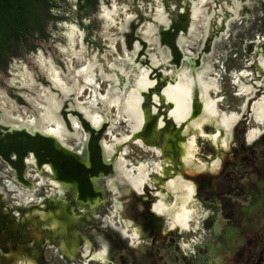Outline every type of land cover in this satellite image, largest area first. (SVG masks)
<instances>
[{
  "label": "flooded vegetation",
  "instance_id": "obj_1",
  "mask_svg": "<svg viewBox=\"0 0 264 264\" xmlns=\"http://www.w3.org/2000/svg\"><path fill=\"white\" fill-rule=\"evenodd\" d=\"M105 1L110 2V0ZM221 1L225 0H213L212 2L219 5ZM226 1L230 3L231 0ZM100 2L101 0L98 1L95 11L86 14V9L79 8L84 2L75 0L73 23L77 28V42L73 44L75 53L72 56V62H76L77 71L81 70L78 68L77 58L79 60L82 56H87L88 51L95 50L92 61L88 62L94 63L93 83L97 84V92L102 95L106 93L110 82L105 77L106 75L110 76L114 73L116 77L114 88L118 92L124 91L123 95H126L127 90L133 87L138 70L148 71V80L154 84L148 88L149 90L141 93L142 102L140 104L147 120L144 121L141 130L131 138L128 146L140 148L133 140L138 138L161 151L166 145V151L157 155L163 159L159 162L162 167V175L152 172L148 176L150 185L144 183L141 193L138 194L131 190L129 194L125 193L113 200L114 194L110 191L107 183L111 178H116L114 160L118 157L119 149L115 147L112 155L108 156L105 154V145L111 142V133L118 138L121 135H128V125L125 119H120L118 123L115 122V108L107 113L105 108L99 105L98 115L104 119L96 126L97 118L91 122L81 110L74 106V93L68 99L63 100L60 105L59 116L67 131L65 139L60 138L61 141L40 131L30 132L26 128L29 121L8 120L5 117H0V164L7 170L6 178L11 177V181L7 182L15 183L13 186L16 187L17 200L26 205L35 204L34 208L43 211L40 212L41 214L36 212V216L40 220H44L45 224L50 225H48L49 230L44 228L36 216H32L34 224L28 221L30 218L22 222L24 214L31 215L33 207L31 209L21 207L12 197L11 202L5 204V207L3 206L4 202L0 201V264H11L14 261L20 264L22 260H24L23 264H30V262L33 264H126L127 253L133 254V258L138 264L140 259H152L153 251L159 250L164 243V238L168 235H175L174 231L179 230L178 228H169L166 216L153 211L152 206L158 191L164 190V185L159 186L154 181L156 178L160 179L159 184H161L163 181L170 180L172 174L168 176L169 178L161 176L168 175V170L171 168L169 163H177L180 166L178 160L179 144L189 137L192 129L189 128L184 134L185 136L180 135L184 123L176 127L172 117L169 116L171 105L164 101L161 94L168 85H173L175 79L173 77L183 69L189 70L192 77H195L196 72L208 64L209 75L212 74L213 64L216 63L217 65H215L218 66L216 59L220 60L221 54L219 52L222 51V48L232 54L231 59L235 58L236 61H239L238 49L235 46H222L224 39L230 38L231 26L238 22L239 11L234 5L227 10L222 8L220 13L215 15L216 18H211L207 9L203 12L200 11L199 14L202 13L206 16L203 15L200 18L203 21L201 27L203 33L198 46L192 48L188 44L190 36L194 32L193 22L195 20L192 19L191 6L188 0L184 5L180 0L178 2L165 0L168 12H170L166 16V24L156 21V15L151 18L145 17L136 4L133 18L121 31L110 36L107 34L108 32L100 35L107 42L113 38L116 39L114 46L111 47V45L103 43L102 38L99 42L93 41L92 35L105 27H100L101 21L96 17ZM240 2L242 3L241 20L246 19L247 28L245 34L247 40L243 43H246V64L240 65V62L239 66L232 64L228 68L227 79L228 76L232 77V75L236 76V79H242V73L246 72L247 80L244 85L249 84L257 89L254 96L249 97L248 100L245 98L247 104L241 117L242 122H246L253 118L252 107L260 102L264 95L263 86L256 85V82L263 84L264 81V71L258 64L260 59L263 58L264 60V0H240ZM172 5L174 9L171 11ZM223 12L225 13L224 16ZM63 21L65 20L62 19L59 22ZM145 23L153 26L155 32L150 35L146 34L147 26L145 31L138 35V29L144 27ZM37 49L39 48L34 51ZM106 51L112 53L109 55L111 58L114 59L116 56L113 65L116 67L117 65H124L122 72L118 70L119 68L111 69L112 64L105 63ZM124 51L131 57L129 62L123 60ZM27 55L14 59L12 63L16 60H25ZM153 57L157 59V65L152 64ZM121 59L122 62L120 63ZM58 62L60 66L64 65V62L60 60ZM225 71H223L224 74ZM220 79L223 80L221 76ZM76 80L82 84L80 77ZM45 81L44 78L41 79L42 83H46ZM222 85H224L223 82ZM197 89V87L193 88L191 118H197L201 114V103ZM216 91L217 86L216 90L209 92V98L217 102V119H220L223 112L218 104L227 96L225 97L223 90L220 89L218 92L219 99L213 98L211 93ZM9 92L11 97L16 98L21 108H29L24 99L19 95H14V92L17 93L16 90ZM58 92L60 93V91ZM83 92L82 98L85 100L89 97L90 92L87 88ZM79 97L76 96V101L81 99ZM58 98H62L61 93ZM155 98L159 101H156ZM38 120V118L35 119V121ZM158 121L163 125L159 127L157 134H154ZM239 122L238 119L232 128H238ZM113 123H115V128L111 129ZM208 123L217 130L218 122L215 123L211 119L203 126H208ZM194 135L195 139H206L212 144H220L218 152H222L221 147L223 145L219 136V141L217 139L213 141L210 138L211 135H215V132L212 134L195 133ZM247 142L249 141L247 140ZM128 146L124 155V160L127 163L139 166L150 161H138V158H135L137 155L134 156L133 149L128 150ZM148 152L155 155L153 151L148 150ZM218 161L217 158L209 166L199 164L198 167H193L194 161L191 160L187 168L193 167V170L196 171L208 170L213 172L218 168ZM152 174L157 176L154 180L150 178ZM42 179L47 183L44 187L40 186ZM50 180L54 185L53 187L48 184ZM8 186L4 185L3 189L7 194L11 193ZM253 189L255 192L257 185ZM19 191L24 194V198L19 197ZM53 191L62 192V195H59L60 198L55 195V198L50 200L48 196L51 193L54 194ZM251 194L252 201L249 208L255 206L257 203L255 200L258 199L260 202L262 201L264 206L263 191L258 190L255 194L251 190ZM2 196L0 193V198ZM29 197L34 201H27L26 199ZM230 205L227 204L229 208ZM112 206L115 216L113 220L110 217ZM79 208L84 211L81 212ZM47 219L49 221H46ZM121 219L129 222L128 233L122 232ZM132 231H136V238L134 237L133 240L129 237ZM242 236L241 239L246 242V245L243 249L237 248L233 257V264H264V248L259 249L261 244L255 242V236L253 237L251 234H242ZM172 241L173 239H170V242ZM102 246L105 248V252L101 254L102 259L92 258V254L101 251ZM255 247L257 248L256 251L254 250ZM178 248L188 252L190 246L184 242L182 245H178Z\"/></svg>",
  "mask_w": 264,
  "mask_h": 264
},
{
  "label": "rangeland",
  "instance_id": "obj_2",
  "mask_svg": "<svg viewBox=\"0 0 264 264\" xmlns=\"http://www.w3.org/2000/svg\"><path fill=\"white\" fill-rule=\"evenodd\" d=\"M180 1L183 5L187 2V0ZM188 1L191 6V12L193 6L195 5V7L200 8L201 12L207 9L211 18H216L215 15L220 13L222 8L227 10L232 5H234V7L239 11L238 22H235L234 25L231 26L232 29L230 38L224 39L222 44L223 47L227 45L235 46L238 49L239 61H236L235 58L231 59L230 56H232V54L229 53L226 49L222 48V51L219 52V54H221L220 60L218 61V59H216L218 66H216V63V65L213 64L214 69L212 70V74L209 75V78L214 79L217 86V91L212 92L211 96L213 98H218V92L220 89L223 90V95H225V97L227 96V98L224 97L225 99L218 104L219 108L223 112L222 114L227 116L234 114L237 116L235 123L238 121V119L240 122L238 124V128H232L235 124L233 123V125L227 132H225V134H221V137L224 135V144H222L223 147H221V153L218 152V146H220V144H212L206 139H195V133L190 132L187 140L193 137L195 140V151L194 157L192 159L194 161L193 167H195V165L198 166L199 164L209 166L215 159L218 158V168L213 172H210L208 170L196 171L193 170V167L190 169L187 168L188 166L181 165V163L180 166L177 163H169V166L171 168L168 170V175H164L161 177L167 178L170 174H172L170 175V180L179 178L183 182H186L193 186L194 193L191 202L188 204V207L191 208L194 213L192 214V219L189 222V229L175 230V235L166 236L164 238V243L159 248V250L157 252L153 251L152 259H140L138 260V264H233V257L235 255V252L237 251V248L239 247L240 249H243L246 245V242L241 239L243 237L242 234H251L253 235V237L255 236V242L261 244V247H259V249L264 248L263 203H261L262 201L260 202L259 199L255 200L257 202L255 203V206H251V208H249L252 201L251 190H253V193L255 194H257L258 190H261V192L263 191L264 193V122L258 123L254 120V118L246 122H242V111L245 110L247 104L246 102L248 99L245 101V98L247 96L245 97L243 92L240 90L239 85L241 84V82H246V72L242 73L243 75L245 74L242 79H236V76L233 75L232 77L228 76L227 79L228 68L232 66V64L236 66H239V62L240 65L246 64V43H243L247 40L245 36L247 28L245 24L246 19L241 20L242 16H240L242 3L240 2V0H231L230 3L225 0L221 1L219 5L217 3H213V0ZM176 2H178V0H176ZM136 4L140 7L142 14H144V16L147 18L154 17L158 13L166 18V16H168V14L170 13L168 12V9L166 7L165 0H110L109 3H107L105 0H101L99 12L96 13V17L101 21L100 27H105L100 30L98 29L99 31L95 35H92L93 41L99 42L100 38H102L100 35L104 32H108L107 34L110 36L121 31V29L129 23L130 19L133 18L135 12L134 6H136ZM74 8L75 0H65V2L63 3L59 2L58 9L54 10L52 12V15L57 18L60 17L65 21H51V23H49L47 26L48 38L46 40L39 39L35 42L37 48L39 49H37L33 53L28 54L26 56V59L23 61H14L6 74L0 73V117H5L8 120L34 121L37 118L39 119V117L42 115V108H44L43 106H45L46 104V97L50 98V100L57 99L62 100L63 102V100L68 99L70 95L73 94L70 91V94H68V96L64 99L58 98L60 93L61 95H63V93L60 91V89L56 88L55 85H53V81H57L56 79L58 78L61 80V82L63 81L70 88L75 85V83L79 84L78 80H76L78 79V77H80L82 80L81 76H77L78 69H76V62H72V56H74L75 53L73 44L77 42V28L73 23V19L75 18V15L73 13ZM172 9H174L173 5L171 6L170 10L172 11ZM222 14L223 16L225 15L224 12ZM197 15L198 16L193 19L195 20L193 22L194 32L190 36V41L188 44L192 48H196L198 46L199 39L203 33L201 28L203 26V21L200 18H202L203 15L205 16V14L200 13ZM101 18L104 20H102ZM206 20L208 21V18H206ZM147 26V30L149 31L148 35L155 32V29L153 30L150 24L145 23L144 27L138 29V35H141L142 32L145 31ZM115 41V38L111 39L108 42L103 40L102 38V42L111 45V47L114 46ZM94 52L95 50L92 49L91 52L88 51L87 56H82L81 58H79V60L77 58L79 69H82L84 66H86L87 63H91L88 61H92ZM106 53L105 63H109V65H111L112 63H114V59L116 58V56L113 59L109 56L112 55V53H110L109 51H106ZM58 60L64 62V65L60 66ZM92 64V66L94 67V63ZM223 71H225L226 73L224 74ZM140 72L145 71L140 70ZM108 76L109 75H106L105 77L107 78ZM220 76L223 79L222 81L220 79ZM43 78L46 80V83L41 82V79ZM222 82L224 83V85H222ZM110 83L111 82H109V84ZM110 85H108V87ZM256 85L263 86L264 88V81L263 84L256 82ZM10 90H16L17 93L14 92V95H19L22 99H24L27 102L29 108H21L16 98L10 96ZM94 90L95 91L93 92V95L99 93L97 92V89ZM213 90H216V88L211 89L210 91ZM58 91H60V93ZM251 91L253 94L248 95V98L254 96L255 92H257L255 86L251 89ZM91 93H89V97ZM126 94H128V91ZM232 94H234L235 96H233ZM74 96V106L76 108L79 109V106L85 105L90 106L89 102L87 101L89 97L83 100L82 95L79 97L81 98L79 102L78 100L76 101V95ZM98 106L99 104L96 105L93 111L95 110L97 112ZM112 108H115V106L109 108L107 113H109ZM59 109L57 113L58 118H60ZM115 114L116 123H118L120 119L126 120L130 134L134 126V121L129 120V118L125 115L121 116L122 118H120L117 114V111L115 112ZM145 117V120H147L146 115ZM190 119L193 120L195 118H191L190 116ZM5 121L8 122L7 120ZM114 124L115 123L111 124V129L115 128ZM208 124V126H203L202 131L207 134H212L214 132L216 133L217 130L215 128H212L213 126L210 123ZM175 125L176 127H179L178 124L175 123ZM53 127L54 125L52 124L48 125L49 129ZM251 130H259V134L256 135V137L251 140V142H247V133ZM157 132L158 129L155 126L154 134H157ZM65 133L67 134L66 130ZM110 138L111 142L106 144L105 146L112 145V143L116 139H118V137L114 136L112 133L110 134ZM143 143L145 145L142 147L137 144L136 145L146 152H143V150H141L140 148L137 149L128 146L129 142H127L125 147L121 146L120 150H118V159H124L125 154L123 152V149L127 148L128 146V150L133 149V153L135 154L134 156L137 155V157L135 158H138V161L143 162L150 160L149 162H147L149 164L148 176L152 172H156L159 175H162V173H160L161 171L156 168V164L158 165L159 162L163 160L161 157H157V155H161V150L156 149L154 146H152L153 150H151L149 147H147L148 145H150V143ZM164 146L165 148L162 149L166 151V145ZM147 149L153 151L155 155L151 152H148ZM173 157L175 158V156ZM179 158L180 157L178 155V160ZM152 162L156 164H153ZM6 171V168L3 167L2 164H0V193L1 195H3L2 198H0V201L4 202L3 206L5 207V204L11 202L10 199L12 197L19 206L31 209L33 206H35V204L26 205L17 200V192L15 190L16 187L13 188V185H15V183L7 182L11 181V177L6 178ZM156 177V175L152 174L150 178H153L154 180ZM148 180L149 178L147 177L144 183L150 185ZM12 181H14L13 178ZM169 181H163L161 184H159L160 179L156 178L154 182H156V184L159 186H165V184ZM164 182L166 183L163 184ZM48 184L52 187L54 186L51 183V180L48 181ZM4 185H9L8 189L11 193L7 194L6 192H4ZM46 185L47 183L42 179L40 186L44 187ZM255 185H257V190L254 192L253 187ZM159 192L160 191H158V193ZM55 195L60 198L59 195H62V192L60 193L58 191H55L54 194H49L48 198L52 200L55 198ZM158 200L159 198H156L154 204H156ZM172 202L173 196L171 193H169V195L165 197V203L170 205ZM227 204H231L230 207H233L234 209L237 208L238 210L231 212ZM31 212V215H29L28 213L24 214V218L22 217L23 220L21 221L23 222L30 218V220L28 221L34 224V218L32 216H36V212L42 213L43 211L39 210L36 207H33V210ZM110 217L112 218L111 220H113V217L115 218L113 213V206ZM36 218L40 220L38 216H36ZM46 221L49 220L47 219ZM40 222L42 223L41 225H43L44 228L49 230V224H45L44 220H40ZM170 239H173V241L170 242ZM184 242L185 244H189L190 246L188 252L183 251L182 248H178V245H182ZM87 249H89V247ZM256 249L257 248L255 247L254 250L256 251ZM23 261L24 260H22L20 264H23ZM11 264L18 263L14 261L11 262ZM30 264L33 263L30 262ZM126 264H136V260L133 258V254H126Z\"/></svg>",
  "mask_w": 264,
  "mask_h": 264
},
{
  "label": "bare ground",
  "instance_id": "obj_3",
  "mask_svg": "<svg viewBox=\"0 0 264 264\" xmlns=\"http://www.w3.org/2000/svg\"><path fill=\"white\" fill-rule=\"evenodd\" d=\"M199 12H200V8L199 7L197 8L194 5L191 13L193 18L192 17L191 18L194 19L195 17H197V14H199ZM155 20L158 21L159 23H164V24L167 23L166 18L160 13L156 15ZM148 33L149 31L147 30L146 34ZM162 55L164 54L162 53ZM154 58L155 57L152 58L154 60L152 64L157 65L158 64L157 59ZM123 60L129 62V60H131L130 55H128V53L125 52V56ZM120 61L122 62V59ZM258 63L259 66L262 68V70H264L263 58L260 59ZM92 65H93L92 63H87L86 66L83 67V69L77 71V76H81L83 80V83L81 85L75 83V85L69 88L63 81L61 82V80L58 78L56 79L57 81H53V85H55V87L60 89V91L63 93L62 95L63 99L67 97L68 94H70V91L74 93V95H76L77 97L82 96L84 94L83 90H85L86 88L90 91V93L92 92L90 94L89 99H87L90 106H79V110H81V112L86 117H88L91 120V122L97 118L96 126H98L104 119L102 116L98 115L95 110L93 111V109L96 107L97 104L102 105L103 108H105V111L107 112L109 108L115 106L117 114L120 118H122L121 116L125 115L129 118V120L134 121V126L130 134L121 136L120 138L116 139L110 146H105V154L111 156L115 147L119 150L121 146L125 147L127 142H129L131 138H133V136L141 130L142 125L146 119L145 115L142 113V110L140 108V104L142 102L141 93L145 92L146 90H149L148 88L151 87L153 83L148 80V71L140 72V70H138V75L136 76V78H134L133 87L127 90L128 94H126L125 96L123 95L124 91L118 92L117 89L114 88L116 77L115 74H112L107 77V79L109 80L111 79L110 81L111 85L109 84L110 86L107 88L106 93L104 95L100 93H96L93 95V92L95 91L94 89H96L97 84L93 83ZM207 65H205L204 68H201L198 72H196L195 77H192L189 70L183 69L180 73H177L173 77L175 78L173 85H168V87L165 90H163L161 95L164 101L171 105L169 116L172 117L174 123L178 124V126L182 125L183 123L185 125L184 130L180 134L181 136H183L186 133V131L189 130V128L192 129L193 133L202 134L203 124L209 122L212 119L214 120V122H216L215 120H217L219 128L217 129L215 135L214 136L211 135L212 137L210 138L213 141H215L216 139L218 140V136H220L221 144H224V135L221 137V134L222 133L225 134V132L229 130V128L233 125V123H235L237 116L234 114L228 116L222 115L221 117L219 116L220 119H217L218 118L217 102L209 98V91L211 89L216 88V84L214 80L208 77L210 68ZM123 66L117 65L116 67V65H112V68L114 67L119 68L118 70L122 72L124 70ZM243 76H245V74ZM244 84L245 83L241 82V84L239 85L240 90L243 92L245 97L247 96L246 98L248 99V95L253 94L251 91L253 86L249 84L246 86ZM194 87L198 88L197 89L198 97L201 103V115L192 120L190 119V116H191L192 93ZM156 100L159 101L157 98ZM45 103H46L45 106H43L44 108H42L43 113L39 117V120L29 121L27 123L26 128L30 132L40 131L47 136L54 137L55 139L61 141L60 138L65 139V135H66L63 123L61 119L58 118L57 116L58 109L60 108L62 100H57V99L50 100V98L46 97ZM252 115L256 122L258 123L264 122V96L262 97L260 102H257L255 105H253ZM49 124L54 125V127L49 129L48 128ZM23 125H25V123H23ZM161 125L163 124L160 121H158L156 124V128L159 129ZM258 134H259V130L249 131L247 133V140L250 142ZM133 140L137 145L141 147L145 145L143 141L139 138ZM194 145H195L194 137L188 140L184 139V141L180 142L179 161L181 165L184 166L190 165L191 160L194 157V151H195ZM147 147L153 150L152 146L148 145ZM163 148H165V146H163ZM126 151H127L126 148H124L123 149L124 154H126ZM162 151H164V149H162ZM128 164L129 163H127L123 158L118 159L117 157V159L114 160V169H115L116 178L114 179L111 178L107 183L110 191H112V193L115 194L113 200L118 196L119 197L123 196L125 193L129 194L131 190H134L137 193L142 192L144 181L148 177L149 164L142 163L139 166L137 165L136 167L135 165L133 166L129 164L130 168L128 167L129 166ZM156 168H158L161 171V167L159 164L158 165L156 164ZM18 193H19V197L24 196V194L21 191H19ZM166 193H171L173 196V202L170 205L166 204L165 201H163V199L166 197ZM193 193H194V189L192 185L183 182L179 178L172 179L165 184L164 190L160 191L157 194V199L159 198V200L156 204L152 206V209L157 214L166 216V218L168 217L167 218L168 220L167 219L166 220L167 222L169 221L168 222L169 228L171 229L178 228L180 230L189 229L190 226L189 222L192 219V214L194 211L188 207V204L192 199ZM26 200L29 202L34 201V199H32L31 197H29ZM120 225L122 232L128 233L129 222L124 219H121ZM129 237L131 238V240H133L134 237L136 238V231H132ZM104 252H105V248L102 246L101 251L92 254V258L102 259L101 254Z\"/></svg>",
  "mask_w": 264,
  "mask_h": 264
},
{
  "label": "trees",
  "instance_id": "obj_4",
  "mask_svg": "<svg viewBox=\"0 0 264 264\" xmlns=\"http://www.w3.org/2000/svg\"><path fill=\"white\" fill-rule=\"evenodd\" d=\"M80 1L84 4L79 8L88 14L99 0ZM59 2L64 0H0V73L6 74L14 59L34 51L37 40L48 38V24L62 20L52 15ZM237 210L230 207L231 212Z\"/></svg>",
  "mask_w": 264,
  "mask_h": 264
},
{
  "label": "water",
  "instance_id": "obj_5",
  "mask_svg": "<svg viewBox=\"0 0 264 264\" xmlns=\"http://www.w3.org/2000/svg\"><path fill=\"white\" fill-rule=\"evenodd\" d=\"M34 133V132H33ZM51 171V170H50ZM169 195V193H166V196H168ZM163 201H165V198L163 199ZM168 218V217H167ZM168 220V219H167ZM169 222V221H168Z\"/></svg>",
  "mask_w": 264,
  "mask_h": 264
}]
</instances>
